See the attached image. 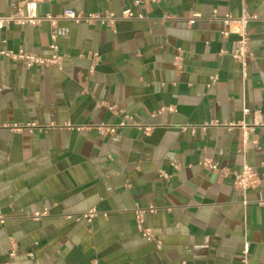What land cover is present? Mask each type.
<instances>
[{
    "label": "crops",
    "instance_id": "crops-1",
    "mask_svg": "<svg viewBox=\"0 0 264 264\" xmlns=\"http://www.w3.org/2000/svg\"><path fill=\"white\" fill-rule=\"evenodd\" d=\"M26 1L0 0V16L23 15ZM244 8L258 18L246 68L233 59L238 37L222 35V18ZM127 9L135 18L111 28L0 29V52L50 59L54 34L62 57L61 68L29 69L0 55V264H264V0L37 6L39 16ZM246 166L257 184L243 193ZM136 208L161 248L138 232Z\"/></svg>",
    "mask_w": 264,
    "mask_h": 264
},
{
    "label": "built area",
    "instance_id": "built-area-1",
    "mask_svg": "<svg viewBox=\"0 0 264 264\" xmlns=\"http://www.w3.org/2000/svg\"><path fill=\"white\" fill-rule=\"evenodd\" d=\"M246 0H243L245 2ZM39 0H27L24 2L21 13L23 15L19 17H1L0 16V29L14 23L21 26L30 25L33 27L40 26L43 22H47L50 24L51 28H56L61 21H70L74 24H87V25H95L99 24L100 26H105L111 28L115 22L119 19H134L135 15L131 9L124 10L120 16H116L113 13H106L105 15L100 14H84L83 12H76L74 10H65L61 14L57 16H53L51 14H47L45 16H39L37 6ZM217 14L215 13L214 16ZM136 18L142 19V16H137ZM201 19L200 14H194L192 18L189 20V25L195 24L197 20ZM256 16L248 15L245 8L242 11V14L238 18L232 17L230 14L225 15L222 18L224 25L227 27V31L223 32L222 35L227 37L228 35H236L238 37V42L236 46V51L233 54V59L238 62L243 68H246L248 60L251 58V53L249 49V33L247 31L248 23L254 20H257ZM57 36L52 34V44L50 46L54 55L50 59L42 58L36 54L25 52L24 50H19L18 52L13 51H1L0 55L8 57L12 61L21 62L27 68H35V67H45L50 65H55L58 68H61L62 65V57L59 55V48L56 44ZM217 77H213L211 83H215ZM210 87V86H208ZM113 109V108H112ZM163 111V110H162ZM245 114L249 113V110L244 111ZM125 126V123H121L120 127ZM14 130L21 131L23 127L13 126ZM28 127H34L28 126ZM101 135L105 134H114L116 131V127H105L100 126L98 128ZM245 144L247 143V138L244 140ZM203 167L216 172L218 171V166L212 164V162L206 160L203 163ZM163 175V174H162ZM165 176V175H164ZM257 184V176L254 174L253 170L249 167H245L241 174L236 175L235 178V187L246 193L250 188H253ZM246 204V203H245ZM257 204L260 206H264V196L259 195ZM150 213H154V208H149ZM146 210H142L140 208H136L134 211L135 214V222L136 228L141 236L149 243H155L158 248H161V243L156 240V237L153 231L145 226V214ZM97 215L96 210H91L87 214L84 215V218L88 223H91L93 218ZM37 217H40L37 216ZM249 251V246L247 245L244 251L245 256H247ZM12 256L14 253L12 252Z\"/></svg>",
    "mask_w": 264,
    "mask_h": 264
}]
</instances>
